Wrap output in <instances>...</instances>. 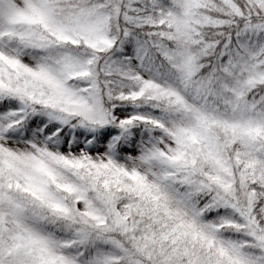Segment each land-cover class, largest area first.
<instances>
[{
    "label": "snow or ice",
    "instance_id": "snow-or-ice-1",
    "mask_svg": "<svg viewBox=\"0 0 264 264\" xmlns=\"http://www.w3.org/2000/svg\"><path fill=\"white\" fill-rule=\"evenodd\" d=\"M0 264H264V0H0Z\"/></svg>",
    "mask_w": 264,
    "mask_h": 264
}]
</instances>
